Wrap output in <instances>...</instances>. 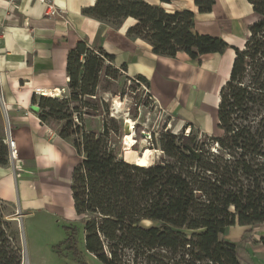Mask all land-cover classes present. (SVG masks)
I'll return each mask as SVG.
<instances>
[{
	"label": "trees",
	"instance_id": "1",
	"mask_svg": "<svg viewBox=\"0 0 264 264\" xmlns=\"http://www.w3.org/2000/svg\"><path fill=\"white\" fill-rule=\"evenodd\" d=\"M216 0H194L201 14ZM169 3L170 0H161ZM262 20L251 28L220 92V135L163 132L161 161L138 166L122 153L124 123L111 116L104 95L115 80V56L82 40L67 57V89L59 96L32 98L41 124L68 141L80 158L72 176L74 210L81 220L84 250L101 264H254L248 246L224 239L235 226H264V0H247ZM82 14L115 28L134 19L127 35L139 38L158 56L179 53L197 60L221 53L227 43L193 31L195 15L167 12L144 0H95ZM262 36L261 39H258ZM111 73L118 77V71ZM148 85L143 76L133 78ZM150 88V87H149ZM101 119L89 130L87 120ZM0 139V165L9 163ZM2 202V201H1ZM0 215V264H23L22 229ZM66 244L79 255L76 227ZM264 248V235L258 241Z\"/></svg>",
	"mask_w": 264,
	"mask_h": 264
},
{
	"label": "crops",
	"instance_id": "2",
	"mask_svg": "<svg viewBox=\"0 0 264 264\" xmlns=\"http://www.w3.org/2000/svg\"><path fill=\"white\" fill-rule=\"evenodd\" d=\"M62 18L45 15V6L18 0L6 13L0 6L5 37L0 41V139L8 133L16 141L18 159L0 165V201L33 212L49 210L75 217L72 176L80 160L72 145L41 124L32 98L43 90L66 91L68 53L77 42L103 47L115 56V65L127 67V75L143 76L158 104L170 114L208 133L217 119L220 92L228 81L235 49L244 50L251 28L262 20L247 0H216L210 13L201 14L194 0H144L169 13L189 10L195 15L193 31L224 40L228 48L192 60L153 54L145 41L129 37L137 22L127 19L119 28L84 16L95 0H52ZM218 125V120L216 121ZM80 159V158H79ZM32 212V213H33ZM65 219V218H63Z\"/></svg>",
	"mask_w": 264,
	"mask_h": 264
},
{
	"label": "rangeland",
	"instance_id": "3",
	"mask_svg": "<svg viewBox=\"0 0 264 264\" xmlns=\"http://www.w3.org/2000/svg\"><path fill=\"white\" fill-rule=\"evenodd\" d=\"M261 37L259 36L258 39ZM112 69L117 70L113 66L109 68V73L115 79L111 80L113 83L111 91L117 95L106 94L103 97L110 103L111 116L123 120L122 153L125 160L134 163L137 158L144 155L146 150H150L146 160L147 165L161 161L162 151L159 144L161 133L167 131L179 133L182 130L187 133V122H183L180 117L163 109L152 97L153 93L150 88L147 85L139 84L133 79L135 76L130 77L127 73L117 70L119 75L116 77L111 73ZM117 101L120 102L119 105L116 104ZM216 121L217 119L211 120L207 134L213 136L221 134ZM86 125L89 130L100 129L101 119L93 120V122L87 120ZM194 131L197 132V129L195 128ZM127 133H130L134 140L131 150L124 146ZM74 157L75 161L80 160L78 157ZM31 207L34 208V206L22 208L0 201V215L6 220H14V223H17L24 231L27 253L25 264H101L84 250L81 220L65 214L63 216L56 215L49 210L33 212ZM69 227H76L78 231L76 237L80 252L78 256L66 244L69 236L67 228ZM249 232H252L254 239V242L247 248L249 257L254 264H264V248L258 244L264 235L263 225L240 226L236 224L227 229L223 238L239 244L242 239L250 236Z\"/></svg>",
	"mask_w": 264,
	"mask_h": 264
},
{
	"label": "built area",
	"instance_id": "4",
	"mask_svg": "<svg viewBox=\"0 0 264 264\" xmlns=\"http://www.w3.org/2000/svg\"><path fill=\"white\" fill-rule=\"evenodd\" d=\"M16 1L18 0H0V6L4 5V9L6 13H8L16 4ZM36 2L41 3L42 5L45 6L46 12L45 15L51 18H62L64 20V23L66 25H70V22L66 20L65 18L61 17V14L59 13L57 7L54 5L52 0H33ZM3 21L0 20V30L3 28ZM5 37L4 32H0V41ZM152 95V93H150ZM39 95V94H38ZM58 96V94H54L53 96ZM41 96V95H39ZM154 98V96L152 95ZM155 99V98H154ZM156 100V99H155ZM158 103V101L156 100ZM5 143L6 146L8 147L9 150V159L11 161H15L18 159V148L16 141L12 138L11 134L8 133L6 138H5Z\"/></svg>",
	"mask_w": 264,
	"mask_h": 264
},
{
	"label": "bare ground",
	"instance_id": "5",
	"mask_svg": "<svg viewBox=\"0 0 264 264\" xmlns=\"http://www.w3.org/2000/svg\"><path fill=\"white\" fill-rule=\"evenodd\" d=\"M38 94L41 96H53L54 95L53 91H50V90H43V91L39 92ZM56 94H58V91L56 92ZM116 104L119 105L120 102L117 101ZM127 121L129 122L128 119H127ZM126 135H127V138H126V141L124 143V146L127 147L128 150H131L132 149L131 144L134 142V140L131 138L132 135L130 133H127ZM150 152H151L150 150H146L144 155L142 157L137 158L134 163L138 166L146 167L147 166L146 160H147V157L149 156Z\"/></svg>",
	"mask_w": 264,
	"mask_h": 264
},
{
	"label": "water",
	"instance_id": "6",
	"mask_svg": "<svg viewBox=\"0 0 264 264\" xmlns=\"http://www.w3.org/2000/svg\"><path fill=\"white\" fill-rule=\"evenodd\" d=\"M21 229H22V227H21ZM22 239H23V247H24V263L23 264H25V261H26V257H27V253H26V242H25V238H24V231H23V229H22Z\"/></svg>",
	"mask_w": 264,
	"mask_h": 264
}]
</instances>
